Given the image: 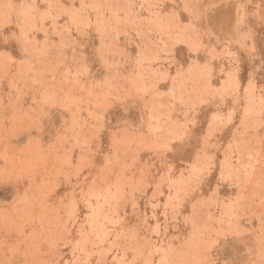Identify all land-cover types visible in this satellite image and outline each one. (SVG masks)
<instances>
[{"label": "rangeland", "instance_id": "obj_1", "mask_svg": "<svg viewBox=\"0 0 264 264\" xmlns=\"http://www.w3.org/2000/svg\"><path fill=\"white\" fill-rule=\"evenodd\" d=\"M0 264H264V0H0Z\"/></svg>", "mask_w": 264, "mask_h": 264}]
</instances>
